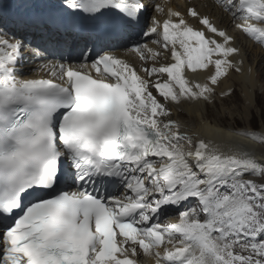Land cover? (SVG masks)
<instances>
[{
    "label": "snow or ice",
    "instance_id": "1",
    "mask_svg": "<svg viewBox=\"0 0 264 264\" xmlns=\"http://www.w3.org/2000/svg\"><path fill=\"white\" fill-rule=\"evenodd\" d=\"M213 3L264 47V0ZM150 4H0V264H138L141 253L154 264H264V160L242 145L193 141L171 118L240 72L230 57L241 49L195 7L169 9L144 30ZM133 35H155L164 52L135 43L137 66L108 50ZM81 43V63L46 59ZM37 61L48 78H20ZM210 66L204 83L185 75ZM228 135L264 146V133ZM181 207L176 222H159Z\"/></svg>",
    "mask_w": 264,
    "mask_h": 264
},
{
    "label": "bare ground",
    "instance_id": "2",
    "mask_svg": "<svg viewBox=\"0 0 264 264\" xmlns=\"http://www.w3.org/2000/svg\"><path fill=\"white\" fill-rule=\"evenodd\" d=\"M17 1L18 0H0V4L4 6L5 11H10L17 9L24 2V0H21L20 5L17 6ZM169 4L172 6L173 10H179L182 13L187 7H195L196 10L201 14L208 15L213 23L217 25V27L225 29L229 35L235 37L234 46L241 49L240 56L230 57V59L238 64L241 71L237 72L235 69H230L225 76H222L218 79V83L216 85H210V87L215 89L214 94L218 95L217 97H214V94H212L207 101L203 99L184 101L179 106L172 108L171 118L180 124V132L191 136L193 141H195L196 137L199 136L206 141H212L214 144L219 145L223 151L233 149L236 145H242L248 150H251L256 159L264 160V147L262 145H258L256 142H253L248 138L228 135L230 131H242L236 128L234 123L227 125L224 123V120L221 119L222 114L224 115V118H226V114H228L230 117H234V115L222 109L223 107L220 108V113L215 110V106L217 104L220 105L222 103H226V101H229L231 96H234L235 89L233 87L237 85L241 88V92L244 97L242 102L246 103L245 107L243 108L245 109V112L250 111V108L253 104L252 97H256L253 74L256 75L257 73L252 67L264 64V48H261L258 45L259 47L257 48L258 50L260 49L261 52H259L258 55H256L257 51H255L254 54H250L253 50V46H256V44L247 40V38L242 35L243 33L241 34V31L237 29L236 24L239 23V21L231 20L229 14L222 12L220 8L208 0H171ZM168 11L169 8L163 10V12H157L156 8H154V0H151V4L146 8V15L149 16L152 14V17H155L162 22L167 18ZM194 21L195 20L188 18V22L190 24L197 23ZM151 22L152 20L149 21L148 26L151 24ZM148 26L145 24L144 30H147ZM196 27L199 28L201 26L197 23ZM156 38L157 37L155 35L146 37V39H148L146 44H148L149 47H154L163 53L164 50L162 48L152 44V40H155ZM250 55H253V60L249 59ZM122 56L123 58L136 63L137 66L140 63L136 54L128 53ZM162 56L159 59H161ZM248 61H251L252 63H249ZM147 66L151 67L150 61L148 62ZM34 67H38V63L32 64L29 62V64L26 66L24 76L20 78H30L32 76H43L44 78H48L46 74L39 73L37 70H35L36 73H34ZM27 68H31L32 71H27ZM213 71L214 67L210 66L207 70H198L195 73L186 70L185 75L193 82L204 83L207 81L208 75H210ZM140 74L143 75V73ZM160 79H164V77H161ZM228 80L231 81V84H228ZM218 89H220V91ZM228 90L231 91V94L228 97L221 95L222 92H228ZM153 94H156L154 90ZM221 129L223 131H220ZM194 203L195 202L193 201L192 205H194ZM179 210L183 211L185 208L181 207L178 210L169 211L160 217L159 222L162 224L176 222L179 215ZM138 264H154V261L151 257L141 253L138 257Z\"/></svg>",
    "mask_w": 264,
    "mask_h": 264
},
{
    "label": "rangeland",
    "instance_id": "3",
    "mask_svg": "<svg viewBox=\"0 0 264 264\" xmlns=\"http://www.w3.org/2000/svg\"><path fill=\"white\" fill-rule=\"evenodd\" d=\"M258 45L253 46V50L250 54H254L255 51H257L256 55L261 52V50L258 48ZM252 58V59H251ZM250 60H253V55L249 56ZM249 62V61H248ZM249 63H252L251 61ZM253 70L256 71V75L254 78V85H255V95H256V103H253L250 111L245 112V104L243 101V94L241 92V88L239 86H234V96L230 97L229 101H226V103H222L220 105H216V111L220 113V108L224 109L227 112H230L234 115V117H230L228 114H226V118H224L222 114V120H224V123L227 125H230L234 123V126L242 131H253L256 133H264V107L261 106L260 98L264 96V64L253 66ZM222 81V80H221ZM228 84H231V81L228 80ZM222 87V86H221ZM220 89L222 90V88ZM232 88V89H233ZM220 89H218L220 91ZM218 91V92H219ZM231 91L228 90L227 93L229 95ZM241 92V93H240ZM214 94V93H213ZM228 95V96H229ZM214 97H217L218 95L214 94ZM226 96V97H228ZM235 110V111H234ZM244 111V112H243ZM259 145V143H256ZM264 147V146H263Z\"/></svg>",
    "mask_w": 264,
    "mask_h": 264
}]
</instances>
